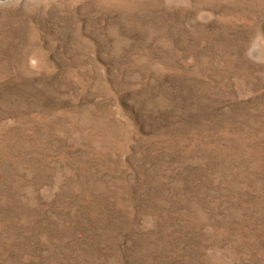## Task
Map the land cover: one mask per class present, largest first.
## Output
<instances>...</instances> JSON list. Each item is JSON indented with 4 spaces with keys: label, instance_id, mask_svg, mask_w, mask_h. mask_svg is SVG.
I'll return each mask as SVG.
<instances>
[{
    "label": "rangeland",
    "instance_id": "obj_1",
    "mask_svg": "<svg viewBox=\"0 0 264 264\" xmlns=\"http://www.w3.org/2000/svg\"><path fill=\"white\" fill-rule=\"evenodd\" d=\"M0 264H264V0H0Z\"/></svg>",
    "mask_w": 264,
    "mask_h": 264
}]
</instances>
